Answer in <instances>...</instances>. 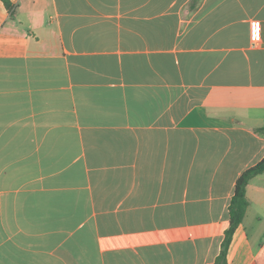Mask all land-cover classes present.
Instances as JSON below:
<instances>
[{"label": "crops", "instance_id": "1", "mask_svg": "<svg viewBox=\"0 0 264 264\" xmlns=\"http://www.w3.org/2000/svg\"><path fill=\"white\" fill-rule=\"evenodd\" d=\"M7 1L0 264H216L264 159V0ZM246 195L227 264H264V173Z\"/></svg>", "mask_w": 264, "mask_h": 264}, {"label": "trees", "instance_id": "2", "mask_svg": "<svg viewBox=\"0 0 264 264\" xmlns=\"http://www.w3.org/2000/svg\"><path fill=\"white\" fill-rule=\"evenodd\" d=\"M4 2L7 6L10 5L7 0H4ZM263 173L264 159L256 166L245 171L237 180L234 197L230 205V228L226 232L222 251L217 258L216 264H227V253L232 237L239 225L242 224L250 205L246 195L248 184L253 178Z\"/></svg>", "mask_w": 264, "mask_h": 264}, {"label": "built area", "instance_id": "3", "mask_svg": "<svg viewBox=\"0 0 264 264\" xmlns=\"http://www.w3.org/2000/svg\"><path fill=\"white\" fill-rule=\"evenodd\" d=\"M251 41L254 46L262 42V23L258 20L251 22Z\"/></svg>", "mask_w": 264, "mask_h": 264}]
</instances>
